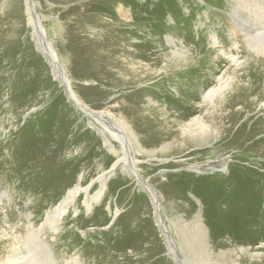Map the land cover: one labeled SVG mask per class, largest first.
Returning a JSON list of instances; mask_svg holds the SVG:
<instances>
[{
    "label": "rangeland",
    "instance_id": "rangeland-1",
    "mask_svg": "<svg viewBox=\"0 0 264 264\" xmlns=\"http://www.w3.org/2000/svg\"><path fill=\"white\" fill-rule=\"evenodd\" d=\"M114 19L136 21L138 27L149 21L158 38L153 55L125 56L115 28L105 22ZM216 35L220 43L214 46L210 38ZM138 36L134 31L129 42ZM170 36L178 40L183 59L168 58ZM263 39L264 0H0L1 264H20L32 246V254L47 264H177L176 255L183 264H204L198 259L208 248L236 251L232 264H264L262 257L237 251L264 250V165L259 163L264 158L255 159L235 141L241 125L264 119V107L255 102L264 100ZM92 42L103 57L102 71L80 59L69 62L70 45ZM156 70L160 76L136 85L151 89L139 107L148 119L141 120L120 100L129 88L119 82ZM219 76L236 78L207 117L197 99L191 100L190 89L200 95ZM201 112L221 131L214 146H195L177 130ZM235 113L240 116L232 122ZM150 126L159 129L160 141H150L156 130ZM263 134L264 128L252 142ZM165 143L171 149L161 151ZM227 158L236 165L220 170ZM110 169L102 194L91 200L101 186L94 180ZM134 169L157 194L136 179ZM77 183L86 191L56 232L49 224L40 226ZM156 211L175 247L157 227ZM177 213L184 220L180 226L168 219ZM196 213L210 246L195 232ZM27 222L34 230L27 232ZM33 232L38 237L23 239Z\"/></svg>",
    "mask_w": 264,
    "mask_h": 264
},
{
    "label": "bare ground",
    "instance_id": "bare-ground-1",
    "mask_svg": "<svg viewBox=\"0 0 264 264\" xmlns=\"http://www.w3.org/2000/svg\"><path fill=\"white\" fill-rule=\"evenodd\" d=\"M90 13H92V12H90ZM98 14H101V13L98 12ZM88 15L90 16V14H88ZM92 17H94V16H92ZM87 19H89V18H87ZM105 22L109 23L110 24L109 26H113L115 28L116 37H117V46H118L119 50H121L123 52V54H126L125 56H128V57H130L132 59H135V58H138V56H141V55L147 56V57H151L153 55V52H154L153 49L155 48V44H156L155 42H156V40L158 38H155L153 36V33H151L149 31V29H148L150 27L149 21H147V23H146L147 25L142 24L139 27L136 25V21H132V20H130V21H116V19H114V21H105ZM204 23H205V21H204ZM106 26H108V25H106ZM80 27H83V26L81 25ZM134 31H139V36H138L139 40L137 42H135V43H130L129 40L133 36ZM210 39H212V43H213L214 46L215 45L217 46L220 43V41H219L220 39L218 38V35L212 36ZM259 40H258V42L256 41L257 42V47L260 46ZM171 41L173 42V47L170 50V52H168L169 53V57L168 58L170 60H172V59H183L185 57V54H184V52L182 50H179V48H178V46L176 44V42L178 40L174 39L172 36H170L168 42H171ZM256 42H255V44H256ZM90 44H93V42L90 43ZM125 45H126L127 51L123 48ZM156 48H157V46H156ZM260 48H261V50H260L261 53L264 55V42H263V44H262V46ZM69 49H70L69 53H71L70 54L71 55V59H70V61L69 60L68 61L70 63H71V60L74 63H76L77 59H80V60L83 61V64H84L85 67L98 69V70L102 71L101 70L102 68L100 67V61L103 59V57L100 55V53L98 51V47H96L94 44L92 46H87L86 43L83 46H78V44L73 46V44H72V45L69 46ZM255 50H259V49H257L255 47ZM257 53H259V52L257 51ZM50 54L55 56L53 50H51ZM228 57L234 63L236 62V58H234V57H232L230 55ZM187 70L189 71L190 74H193L192 73V71H194L193 69H187ZM199 72H200V70H199ZM101 74H103V72ZM160 74L161 73H159V70H156V71H152L148 76L147 75H143V77L131 76L130 78H127L126 80H122V81L119 82L120 86H124V87H128L129 88V92H126V94L122 95V98L120 100L125 105L126 109H129V111L131 113L135 112L137 115H139V117L141 116V120H144L146 117H143V115H141V113L143 114V112H142L143 108H142V110H139V107L143 106V105H141V101L144 100V97L149 99V97L146 96V94L151 89L148 86L138 87L136 85H137L138 82L141 83V81L143 82L145 80H149V79L153 78V75L154 76H158V75L160 76ZM190 76H192V75H190ZM234 78H236V77H234V76L229 77L228 76V77L224 78V76H219V77L216 78L215 85L210 87L207 90H202L200 95L197 94L194 91V88H191L190 89L191 93L189 95H190V97L192 99L191 98L190 99L191 100H196L197 99L198 104H196V106L199 109H201L202 112L204 111V113H206V115L208 117L214 112V109L216 107V99H218V98L219 99H223L224 98V96H225V92L224 91L226 89H228L232 84H234ZM68 85L69 84L66 83V86H67L66 88L69 91V95L71 96V93H72L74 95V97L76 98V101L79 103L80 99L75 96V94L71 90L70 86H68ZM190 85H191V80H190ZM198 85H199V83H198ZM169 98H172V97L170 96ZM170 100H173V98L170 99ZM186 102H187V100H186ZM255 102L257 103V105H260V108L264 107V100L257 98V99H255ZM168 103H170V102H168ZM168 109H170V107ZM202 112L199 115H196V116H194V117H192V118H190L188 120H185V121L181 122L177 126V130L179 131V133H180V135L182 137H185L186 139H188L195 146H198V145L214 146L219 140L218 137L221 136V131H220V129H217L216 127H214L213 123L210 120H208V118H207V120H205L204 119V115L202 114ZM92 115H95V113H92ZM239 116H240V113L233 114L231 121L235 122V119L238 118ZM147 119L148 118H146V120ZM150 127H154V126H150ZM263 128H264V119H263V121H259L258 120L257 122H254V123H251V122L249 124L245 123V124L241 125V127L238 130L237 134H239L240 137H239V135L236 136L237 138H236L235 141H238V143L243 146L242 148H247V149L249 148V150H244V151H251L253 153V157H256L255 159H257V157H260V159L264 158V134H263L261 140L257 144L252 142V138L255 136V134L257 132L261 131ZM155 129L156 130L150 131L151 132L150 133L151 134V139H150L151 142L160 141V138H161V133H159V129L158 128H155ZM224 132H223V134H224ZM109 134L116 137V135L113 132L112 133L109 132ZM131 134H133V132ZM227 134H228V132H227ZM233 137H235V135ZM223 139H224V137H223ZM106 141L109 144H111V141H109V139L106 138ZM246 142H249L247 146H245ZM180 144H182V143H180ZM137 146L139 148L142 147V145L140 143H137ZM122 147L124 148L123 145H122ZM161 147H162L160 149L161 151H164V150L167 151V150L171 149V144L165 143ZM239 147H241V146L239 145ZM250 155H251V153H250ZM240 160H242V155H241ZM182 161H185V159H182L181 162ZM227 161H228V158L224 159V163H223V165H221V169L220 168H217V169L222 170V167H224V166H227V167L231 168V165H236V164H229ZM261 161L262 160H259V163L261 165H264V163L261 162ZM116 163L118 164L119 160H117L114 164H116ZM238 167H240V166L237 165V168ZM240 172L244 173L243 170H241ZM109 173L110 174L112 173V169H110L106 173H103V175L99 176L98 179L94 180V182L95 181L100 182L101 186H100V189H99V194L98 195L96 194L97 195L96 197L93 196L94 199L93 198L91 199V196L89 197L91 200H93V201L94 200L95 201L98 200L100 194H102V192H101L102 188L101 187L104 186V183L107 180ZM134 173L136 174V179L138 181L140 180V182H141V184L143 186H145L148 190H150L154 194H157V191H155L151 187V185H148V183H147L148 181H145V180L142 179V176L139 175L137 170L134 169ZM245 175L242 176L241 181L244 180V176ZM262 175L264 176V174H262ZM168 181L169 180H166V182L163 183L164 187H167ZM86 188H88V187H86ZM81 191H86V189L81 188L79 183H77L74 187L69 189L67 191V193L65 194V196L63 197V199L61 200V202L57 206L53 207L52 209H49L46 212V214H45L46 217H45V219L43 221V224H41L40 226H43L44 224H46V225L49 224V225H51L50 231L55 233L57 228H58L59 223H61L64 215H66L67 210L68 209H72L73 205L75 204L76 197L78 196V194ZM155 196H157V195H155ZM154 205L157 206L156 209L158 210L159 204L155 203ZM85 206L87 208L90 207V202H86ZM115 213H117V212H115ZM168 219L171 220L175 226H180L181 223L184 222V220L181 218L180 214H178V213L172 215ZM156 221H157V224H158L157 227H159L161 232L165 233V237H166V240H167L168 244H170L171 247L174 246L175 244H174L173 238L170 237L169 233H168L169 229L167 230V227L165 226V223H164V219L159 215V213L157 211H156ZM192 221H193V225L196 227L195 232L197 233V236H198L200 242L201 243H206L207 245L210 246V239H209L208 234L206 233L205 226H204L203 222L201 221L200 214L196 213L194 215V219ZM33 226H34V223L27 222V227H26V228H28L27 232L34 230ZM170 234H171V232H170ZM33 235L38 237V235L34 234V232H33L32 235H27V236L23 237V239L27 240V238H29V237H31ZM36 237H35V239H36ZM171 247H170V250L172 249ZM262 248H261V251H253L251 247L250 248H248V247L247 248L240 247L238 250L236 248V250L239 251L238 253L247 254L252 259L259 258V260H260V258L262 257V260H264V250ZM27 252L29 253L28 258L25 261L21 262L20 264H47L46 259H41V258H40L41 260L37 259L35 254H32V252H34V246L30 247L29 250H27ZM15 255L17 256V253H15ZM234 256H236V257L238 256L236 251H229V250H223V249L216 251L214 249L208 248V249H206L203 252V254L201 255V257L198 260H199L200 263H204V264L207 263V262H210V261H213L215 263H222V264H232V262L234 260L233 259ZM175 258H176V263L177 264H183L181 261H179V256L178 255H176ZM3 262L4 261H2V263ZM234 263H238L237 260H235ZM254 263L255 262H252V264H254ZM0 264H1V262H0ZM3 264H16V263L13 262V261L12 262L5 261Z\"/></svg>",
    "mask_w": 264,
    "mask_h": 264
}]
</instances>
